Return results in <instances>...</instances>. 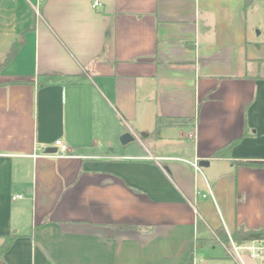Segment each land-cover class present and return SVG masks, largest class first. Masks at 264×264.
<instances>
[{"label":"crops","instance_id":"1","mask_svg":"<svg viewBox=\"0 0 264 264\" xmlns=\"http://www.w3.org/2000/svg\"><path fill=\"white\" fill-rule=\"evenodd\" d=\"M236 160L264 163V0H0V264H241L264 168Z\"/></svg>","mask_w":264,"mask_h":264},{"label":"trees","instance_id":"2","mask_svg":"<svg viewBox=\"0 0 264 264\" xmlns=\"http://www.w3.org/2000/svg\"><path fill=\"white\" fill-rule=\"evenodd\" d=\"M18 47V42H14L11 45V48L8 52L7 55V59L11 58V56L14 54V52L16 51ZM16 82V81H14ZM19 82V81H17ZM238 141L237 139H234L232 141H230L228 144H226L225 146L217 149L214 151V153L212 154L213 157H227L229 156V152L231 147ZM235 163L237 164H243V165H247V166H251V167H260V168H264V163L263 162H255V161H247V160H236ZM121 226L123 227H129L126 224H121ZM216 236L224 243H228L229 242V237L225 234L224 231L217 229L215 231ZM231 239L235 242L238 241H254V240H264V227H259V228H246L243 226H238L234 229V231L231 233ZM15 237L14 234H6L5 235V242L4 244L0 247V254L5 252L12 239Z\"/></svg>","mask_w":264,"mask_h":264},{"label":"rangeland","instance_id":"3","mask_svg":"<svg viewBox=\"0 0 264 264\" xmlns=\"http://www.w3.org/2000/svg\"><path fill=\"white\" fill-rule=\"evenodd\" d=\"M118 144H119V146H123L119 139H118ZM10 176L11 175H10L9 169H4L3 176H2L3 178L0 179V209L4 210V212H5L6 208H9V207L15 205L17 202L16 200L12 199V195L16 196V195H19L18 193L22 192L20 189H17L15 187H11L9 185V182L11 180ZM21 195H23V194H21ZM0 213H2L1 210H0ZM2 219H3V217H2ZM3 220H5V219H3ZM18 220H21V223L23 222V224H24L27 222L28 217H22L21 216ZM27 229H29V228H27ZM11 232H12V230H11ZM236 245L240 247L238 251H239V254L241 255L245 264H259V261L256 258L250 257V253H252V250L246 249L244 247V246H249V245H257L256 242L251 243L250 241H247V242L246 241H244V242L238 241V242H236Z\"/></svg>","mask_w":264,"mask_h":264},{"label":"built area","instance_id":"4","mask_svg":"<svg viewBox=\"0 0 264 264\" xmlns=\"http://www.w3.org/2000/svg\"><path fill=\"white\" fill-rule=\"evenodd\" d=\"M100 5V0H92V6L95 8L97 6ZM55 147L56 152L54 153H47V155L49 156H55V157H65V156H69L70 155V149L68 147V145L64 142H62L61 140H56L55 141ZM192 166L194 167V169L199 170L200 167L198 165V162L195 160L192 163ZM21 195H16V196H12V199H16V198H21ZM203 197H206V194H203ZM252 242H256L257 245H249V246H244L246 249H250L252 250V253H250V257L251 258H256L259 263H263L264 262V240H254ZM231 248L233 253L238 257V259L240 260L241 264H245L241 258V255L239 254V246L236 245V242L231 240ZM254 250V251H253Z\"/></svg>","mask_w":264,"mask_h":264},{"label":"water","instance_id":"5","mask_svg":"<svg viewBox=\"0 0 264 264\" xmlns=\"http://www.w3.org/2000/svg\"><path fill=\"white\" fill-rule=\"evenodd\" d=\"M134 139V136L131 134V133H129V132H125V133H123L121 136H120V142L122 143V144H125V143H127V142H129V141H132ZM56 147L54 146V147H47L46 148V153H54V152H56ZM204 163V161H200L199 162V164H203ZM206 163V162H205Z\"/></svg>","mask_w":264,"mask_h":264}]
</instances>
